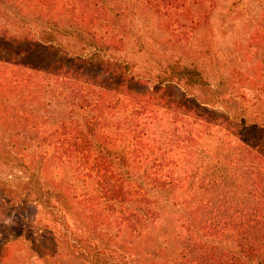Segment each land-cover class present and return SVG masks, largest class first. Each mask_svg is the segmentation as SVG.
Wrapping results in <instances>:
<instances>
[{
    "label": "trees",
    "instance_id": "16d2710c",
    "mask_svg": "<svg viewBox=\"0 0 264 264\" xmlns=\"http://www.w3.org/2000/svg\"><path fill=\"white\" fill-rule=\"evenodd\" d=\"M13 2L10 10L7 1L0 0V41L19 50L52 46L55 60L60 62L56 81L47 87L55 89L54 101L63 108L56 112L58 119L52 130L50 119L41 122L46 132L41 142L58 150L55 158L59 168L70 167L72 178L83 187L85 194L79 200L83 213L103 221L100 223L129 244L142 241L159 226L168 227L177 239L172 264H264L261 97L246 101L238 92L221 89L225 86L222 80L211 84L197 64L173 61L158 71L139 72L136 64L115 60L125 38L108 28L98 10L87 12L88 0ZM23 3L37 10L60 7L67 17L58 22L32 20L27 24L23 15L20 19L16 16L21 14ZM180 3L147 0L156 13L173 18L179 16L176 10L182 7ZM186 15L189 19H177L176 25L181 30L178 35L188 40L207 23L208 15ZM260 23L264 28V16ZM14 67L30 69L26 64ZM24 70L7 76L0 69V106L5 112V105H9L21 133L25 130L22 138L26 141L27 124L32 119L26 109V90L38 84H32ZM102 78L116 83V87L110 90L96 85ZM171 84L191 93L193 108L164 102ZM6 93H15L14 99ZM208 113L218 115L214 122L206 120ZM26 159L0 152V162L15 163L25 174L26 179L15 183L29 188L21 198L17 197L21 185L10 184L8 190H0L2 200L18 214L27 198L34 195L35 202L47 212L50 197L39 183L41 176L30 169ZM49 213L55 221L62 218L65 226L68 223L63 203L57 212L51 208ZM12 221H0V264L8 244H32L39 230L29 231L27 223ZM76 229V243L70 246L78 263L109 264L112 256L103 241H90L86 233L89 228L81 221ZM56 236L65 239L63 233ZM64 256L58 255L54 261L37 257L42 264H61L57 260Z\"/></svg>",
    "mask_w": 264,
    "mask_h": 264
},
{
    "label": "rangeland",
    "instance_id": "374dc122",
    "mask_svg": "<svg viewBox=\"0 0 264 264\" xmlns=\"http://www.w3.org/2000/svg\"><path fill=\"white\" fill-rule=\"evenodd\" d=\"M6 1V7L13 10V0ZM181 1L182 7L176 10L178 18L156 13L147 4V0H88L87 12L98 10L108 28L125 38L123 50L114 55L115 60L130 61L136 64L139 72L145 69L158 71L166 63L173 61L197 64L205 70L211 84L217 85L222 80L225 86L221 89L238 92V95L245 96L246 101L249 97L260 96L264 102V28L260 23L264 16V0ZM20 8L21 14L16 13V16L20 19L23 15L27 24L32 20L42 23L50 20L58 22L62 20V16L67 17L65 10L60 7L37 10L32 4L23 3ZM186 13L195 18L208 15L207 23L189 35L188 40L178 35L181 30L176 25L177 19L181 22L189 19ZM18 64H26L30 69L14 67ZM59 68L60 62L55 60L52 46L19 50L0 41V69L7 76L24 70L31 83L38 84L26 90L29 97L26 109L32 114V119L27 124L26 141L22 138V135L25 137V130L21 133V126L16 124L17 118L9 111V105H5V112L1 111L3 105L0 106V152L17 158L26 156L30 169L41 176L39 183L43 184L51 200L50 209L46 212L42 210L40 202H35L34 195H31L27 198L29 201L24 209L17 214L4 204L0 193V221L13 223L14 218L27 223L29 231L39 229L33 235V246L23 241L8 244L4 250L7 255L1 264H42L39 256L54 261L58 259V255L64 254L61 260H57L58 263L79 264L72 255L70 246L76 243L74 238L78 221L89 228L86 233L90 241H103L104 248L112 256L109 264H172L177 239L174 234L170 235L168 227L159 226L142 241L129 244L125 238L116 235L112 228L103 225V221L96 220L87 212L83 213L82 204H79L80 196L85 194L81 189L83 187L72 178L70 167L65 166L63 170L59 168L55 158L58 150L41 142L46 136L41 122L43 119H50L53 124L49 130H52L58 119L56 112L63 108L58 107L54 101L55 89L47 87V84L56 81ZM95 84L110 90L116 87V83L103 78ZM258 88L259 91H256ZM164 94L166 104L180 102L193 108L191 93L186 94L181 86L171 84ZM6 97L12 100L15 93H6ZM237 98L238 102H242L240 97ZM1 100L3 94H0ZM203 109H200L201 115ZM204 117L208 122H214L218 115L208 113ZM18 179L21 182L26 178L15 163L0 162V190H8L10 184L13 187L21 185L19 182L15 183ZM54 187L57 189L54 190ZM28 191L25 184L21 185L17 197L22 198ZM11 198L13 199L12 196ZM62 203L67 213L66 226L62 218L55 221L54 216L49 213L51 208L54 213L57 212ZM57 232L65 234V239L56 236ZM58 241H62L64 246ZM60 246L65 249L62 250ZM118 257L124 259L125 263Z\"/></svg>",
    "mask_w": 264,
    "mask_h": 264
}]
</instances>
